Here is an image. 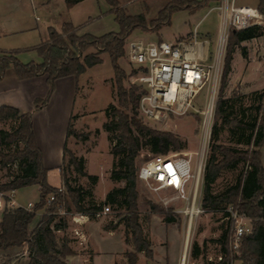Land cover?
I'll list each match as a JSON object with an SVG mask.
<instances>
[{"label":"trees","instance_id":"16d2710c","mask_svg":"<svg viewBox=\"0 0 264 264\" xmlns=\"http://www.w3.org/2000/svg\"><path fill=\"white\" fill-rule=\"evenodd\" d=\"M79 1L81 0H65V3L67 7H71ZM105 1L111 7L110 11L113 12L114 19L119 26L118 31L93 35L90 33L77 34V27L71 23H64L59 31L50 27L48 38L32 48L41 58L40 62H21L17 57V50H0V80L8 68H13L19 79L45 75L49 88L43 98L34 100L33 110H38L48 102L56 79L72 75L77 87L81 75L101 62L99 55L101 53L108 55L113 72L116 107L110 104L106 109V113L111 118L103 124V127L109 134L110 152L114 158L110 178L124 182V186L112 188L106 194L105 201L106 204L117 207L124 206L125 210L130 206L132 208V212L124 216L123 222L126 228L132 230L133 248L125 251L124 255L127 264H136L138 252L143 251L147 260L152 258L151 243L142 238L135 212L138 196L136 180L139 167L136 158L140 155L143 146H148L151 155H157L170 151L179 152L183 148V142L169 131L147 126L137 117L136 107L143 90L135 83H125L126 72L118 60L124 55L125 39L133 30L156 32L170 22V17L174 12L180 10L194 12L216 0H168L151 20H147L143 12L130 14L118 0ZM256 8L264 16V0H258ZM258 28V25H252L241 30L231 29L229 31L214 114L212 134L215 139L218 133L216 126L218 119L222 118V124L228 122L227 115L224 114L225 105L227 103L232 105L245 95L237 93L238 97H223V90L231 71L234 47L238 46L241 41L264 36V28L260 32ZM90 48L94 51H87ZM241 54L244 56V51ZM251 95L257 100V104L253 107L255 113L252 118L249 121L243 119L232 121L236 128L249 130L246 136L241 131L236 139L238 144L244 143L247 147L239 149L216 143V141L212 143L210 155L204 166L202 198V205L205 209L221 211L224 218L228 215L225 211L226 207L230 204L234 205L238 212L251 218V231L242 236L238 253H230L227 247L229 228L227 220L226 228L217 240L220 245L221 260H207L204 264H229L233 259L239 260V264H264V221L261 220L264 213V167L260 161V148L264 141V87L251 92ZM7 120L14 121L16 125L10 130L0 129V146L21 144V147L15 146L11 152L0 151V167L6 168L8 175H11L12 165L18 170L9 180L0 183V191L16 190L36 184L39 187V199L31 209L16 207L2 211L0 251L26 245L28 261L25 264H66V257L75 254V251L70 246L71 239L66 235L61 237L56 235V231H61L66 226L64 217L58 213V204H61L65 211L72 210L68 193L77 212L100 211L103 205L92 202L88 206L84 205L86 193L81 188L72 186L67 179H65L67 193L59 191L57 187L48 183L47 169L42 164L41 152L33 134L32 111L21 112L15 107L1 105L0 122ZM116 125L118 136L115 133ZM71 132L70 126L68 135ZM124 150L125 155H123ZM71 162L78 173L87 175L83 170L82 158L72 157ZM240 163L243 164V168L235 183L218 193H213L211 185L219 173L224 169H234ZM88 177L92 180L96 179L92 175ZM51 193L54 198L48 202L47 197ZM42 208L44 212L40 220L30 230L29 224L33 221L36 212ZM152 208L155 209V206L152 205ZM157 212L164 216L166 222L173 221V218L162 208ZM125 242H129L128 238H125ZM200 253V247L196 243L193 248V257H197ZM86 264H92L91 260Z\"/></svg>","mask_w":264,"mask_h":264},{"label":"rangeland","instance_id":"374dc122","mask_svg":"<svg viewBox=\"0 0 264 264\" xmlns=\"http://www.w3.org/2000/svg\"><path fill=\"white\" fill-rule=\"evenodd\" d=\"M9 2V3H8ZM121 2H129L126 9L130 14L143 12L147 20L155 18L157 11L162 8L168 0H118ZM237 4H249L253 6L254 0H237ZM219 1H213L209 5L201 7L194 12L180 10L174 12L170 17V22L162 26L158 31L135 29L125 39L141 38L145 41H175L189 37L194 30L199 34L198 39L207 38L210 41V49L213 48L217 41L221 26V12L219 9L212 8ZM258 4V3H257ZM109 5L105 0H87L81 3L72 12V18L77 24H81L80 33H90L94 35H102L111 31H118L119 26L114 19V14L109 10ZM125 7V6H124ZM65 5L62 0H0V19L6 21H16L18 28L23 30L21 33L10 36L17 50V57L21 62L40 60L39 55L32 46L38 44L46 35V27L54 26L58 28L61 19L66 16ZM259 32L264 28V19L258 25ZM188 32V33H187ZM187 33V34H186ZM227 46L224 45L221 62L225 55ZM233 68L234 73L232 83L229 79L223 90V97L228 98L241 95L247 90H253L264 87V36H256L251 39L241 41L238 46L234 47ZM87 51L93 52V49ZM244 51V56L241 52ZM101 62L90 67L84 75H81L78 83V92L74 106V113L69 123L71 126V134L67 135L66 150L63 162L60 166L59 174L53 170L49 173L48 178L52 184L64 186L65 179L75 187L81 188L85 193L84 205L88 206L91 202L94 204L109 205L110 209L106 213L100 215H88L86 220H90L85 224L91 247L96 251V264H127L126 260H122L120 251L122 250V237L128 238V250H132V230L125 227L123 218L132 212L130 206L125 210L124 206L106 204V194L115 187H123L124 182L114 181L110 178V171L113 166L114 158L110 152L111 142L108 132L105 131L103 124L111 117L106 113V109L110 104H115V92L113 87L112 68L108 55L101 53ZM119 64L126 72L125 83H132L130 79V71L132 68L123 55L119 58ZM80 85V86H79ZM262 89V88H261ZM208 94V86L203 87L193 101V105L202 108L206 102ZM244 97L235 101L232 105L228 104L224 107V114L227 115L228 122L221 123L219 118L216 126L218 133L216 139L212 134L213 124L209 137V144L206 149H202L200 135L196 132V117L192 114L175 117L171 124L174 127H159L157 125L147 126L169 131L179 137L183 142L182 152L192 157L191 166L199 159H203L204 166L210 155L212 143H222L239 149L247 147L244 143H237L236 139L239 133L244 132L246 136L249 130L238 129L233 124V119H243L249 121L254 115V105L257 104L256 98L251 93H244ZM247 96V97H246ZM249 96V97H248ZM84 99V100H83ZM82 106L80 114L77 109ZM253 105V106H252ZM251 107V108H249ZM116 117V115H115ZM138 117V115H137ZM139 118V117H138ZM16 123L12 120L1 121L0 129L10 130ZM174 128V129H173ZM117 134V125L115 128ZM15 146L21 147V144H12L0 146V151L11 152ZM262 153V162L264 164V141L260 148ZM125 155V150L123 151ZM151 156L148 146H143L140 155L136 158L137 166L141 165ZM82 158L83 170L87 175H81L77 172L75 166L71 162V158ZM219 157V156H218ZM243 168L240 163L234 169L222 170L211 185L212 192L218 193L226 187L235 183L238 174ZM11 175H8L6 168L0 167V183L5 182L18 172L15 166H11ZM88 175L95 176L92 180ZM136 188L138 196L136 199L137 207V223L141 229L142 238L152 241L154 251L152 258L148 259V264H165L167 259L173 258L175 251L181 245L178 235V229L181 230L184 237V217L182 214L175 213L173 209L178 204L171 200L172 193L170 191H154L146 183L137 179ZM70 201L71 209L62 215L66 221V226L61 231H56V235L61 237L66 235L72 241H79L75 230L82 229L83 223H75L71 216L75 212V206L67 193ZM15 201L19 205H26L28 201L37 202L39 199V187L36 184L21 187L15 190ZM155 206V209L152 208ZM182 203L180 204V207ZM63 210L65 208L62 206ZM162 208L173 218L172 222H166L164 216L157 212ZM59 211V209H58ZM44 209L36 212L35 217L41 216ZM227 220L223 217L221 211L208 210L204 208L202 214L193 221L187 240V249L184 264H204L211 258L217 261L220 254V245L218 239L223 230L226 228ZM104 229H114L115 233H109ZM187 235V227L186 234ZM76 237V238H75ZM184 239V238H183ZM168 242V246L165 244ZM186 239L182 245V255L184 254ZM200 247L201 253L197 257H193V248L195 244ZM71 244V243H70ZM77 252L87 250L85 244L81 246L77 243L70 245ZM228 247V244H227ZM83 248V249H82ZM151 248V249H152ZM17 249V248H16ZM16 249L0 252V264H25L28 261L26 256H22L20 252H14ZM82 249V250H81ZM141 253L144 254L143 251ZM27 255V253H25ZM168 257V258H167ZM92 262V261H91ZM237 259L232 260V264H239ZM67 264H82L80 257H72ZM93 264V263H92ZM137 264H144L143 260H139Z\"/></svg>","mask_w":264,"mask_h":264},{"label":"built area","instance_id":"2783aa9c","mask_svg":"<svg viewBox=\"0 0 264 264\" xmlns=\"http://www.w3.org/2000/svg\"><path fill=\"white\" fill-rule=\"evenodd\" d=\"M218 1L219 4L214 8L221 12V26L212 49L210 41L207 38L199 40L195 30L189 37L171 42L130 38L124 44V56L132 68L130 79L143 90L136 107L139 119L148 125L169 128L175 126L171 124L175 117L192 114L196 117V132L200 135L203 150L209 144L218 99L221 56L229 31L259 25L264 19L256 7L237 4V0ZM253 11H258L259 14L254 15ZM205 86H208L207 99L204 106L198 108L193 105V101ZM191 162L192 157L187 153L170 151L166 154L151 155L137 170L138 179L154 191L172 193L171 200L178 203L173 211L184 217V239L186 227L191 229L193 221L204 211L203 159L196 161L193 169ZM57 188L67 193L65 185ZM14 197L15 189L0 191V210L16 207L31 209L34 204L28 202L24 206L19 205ZM53 198L51 193L47 201L50 202ZM57 208L59 215L66 214L61 204H58ZM109 209L110 206L105 205L101 211L96 212L83 213L75 210L71 218L75 223H81L76 217L87 218L90 213L98 216ZM225 211L228 213L225 218L229 221L228 250L230 253H238L242 236L251 231V218L238 212L231 204ZM261 220L264 221V213ZM75 233L80 235L79 230H75ZM187 245L184 247V256ZM221 258L222 255L219 254L217 260ZM229 264H232V260Z\"/></svg>","mask_w":264,"mask_h":264},{"label":"crops","instance_id":"0c3cea01","mask_svg":"<svg viewBox=\"0 0 264 264\" xmlns=\"http://www.w3.org/2000/svg\"><path fill=\"white\" fill-rule=\"evenodd\" d=\"M65 5L66 10V16H64L58 28H55L54 26H47L46 27V35L44 38L40 40L44 41L48 38V29L50 27L56 29L59 31L64 23H71L75 27H77V34H83L80 33V25L75 22V20L72 18V12L79 6L81 3L87 0H81L77 3H75L71 7H67L65 0H62ZM120 1V0H119ZM9 3V2H8ZM129 2H121V5L125 6ZM253 7L257 6L258 0H254ZM240 5H249V4H240ZM216 4L212 8H214ZM109 10L111 9L110 6ZM23 30L18 28L16 21H2L0 19V50L4 51H11L13 50L16 45L11 44V40L8 39L10 36L21 33ZM86 33V32H84ZM188 33V32H187ZM186 33V34H187ZM94 35V34H93ZM199 35V34H198ZM39 42V43H40ZM171 42V41H169ZM38 43V44H39ZM37 45V44H36ZM36 45L32 46L35 47ZM235 51V50H234ZM233 51L232 54V60H231V71L228 75L229 83H232V77L234 73L233 68V59L236 52ZM243 56V55H242ZM33 61V60H32ZM41 58L39 61L40 62ZM228 82V81H227ZM80 86V85H79ZM48 84L46 82L45 75L41 76H33L29 78L19 79L13 68H8L5 72V75L0 80V106L1 105H9L12 107H15L19 109L21 112H28L32 111V129L34 138L37 144V147L39 148L41 152V160L43 166L47 169V181L50 185L57 187V185L52 184L49 181L48 175L51 171L55 170L59 174L60 166L63 162L64 153H65V145L68 135V129H69V123L71 120V117L73 115H76L74 113V106L76 102V95L78 92V86L76 87V80L74 76L69 75L65 77H61L55 80L54 83V89L49 97L48 102L39 108L38 110H33L34 107V100L36 98H43L47 91H48ZM263 88V87H261ZM261 88L253 89V90H247L245 88L244 93H251L256 90H260ZM84 100V99H83ZM82 104L77 109V113L80 114L82 110ZM261 165L264 167V164L262 162V153L260 156ZM32 202V201H28ZM27 202V203H28ZM35 203V202H32ZM2 217V210H0V220ZM41 216H38L37 218L34 217L33 221L29 224V229L32 230L38 221L40 220ZM87 218H82L81 223L84 225L82 226L81 231L79 232L80 235H77L79 241H72V243H77L78 245L85 244L87 250H82L81 252H77L74 250V248L71 246V248L75 251V254L67 256L65 259L66 264L68 263V260L72 257H80L81 263L86 264L88 261H92L93 264H96V257L94 256L96 251L91 247V243L89 241L87 229L85 227V224L89 222L90 220H86ZM109 233H115L114 229H104ZM178 235L181 240V245H179L178 250L175 251V254L173 255V258L167 259L165 264H184L185 263V257L182 256V245H183V235L180 229H178ZM76 238V237H75ZM120 239L122 240V250L119 252L122 260H126L125 258V251L129 248V245L125 242V237H122L120 235ZM165 244L168 246V242H165ZM153 244L151 241V248ZM169 247V246H168ZM26 245L14 248L16 251L14 252H20L22 256L27 255L26 251ZM11 249V250H14ZM10 250H3L2 252H7ZM152 254H153V262L154 260V251L152 248ZM168 258V257H167ZM139 260H143L144 264H147V259L145 257V254L138 252L137 253V262ZM152 262V264H153ZM127 263V262H126ZM114 264V262L112 263Z\"/></svg>","mask_w":264,"mask_h":264},{"label":"bare ground","instance_id":"6f19581e","mask_svg":"<svg viewBox=\"0 0 264 264\" xmlns=\"http://www.w3.org/2000/svg\"><path fill=\"white\" fill-rule=\"evenodd\" d=\"M253 14H254V15H258L259 13H258V11H253ZM103 208H104V207H103ZM100 211H101V210H100ZM81 219H82V218H80V217H76V220H77V221H82ZM189 231H190V229H188V226H187V235H186V237H185V239H186L185 246L187 245V240H188V236H189ZM182 256H183V258L185 257L184 254H183Z\"/></svg>","mask_w":264,"mask_h":264}]
</instances>
